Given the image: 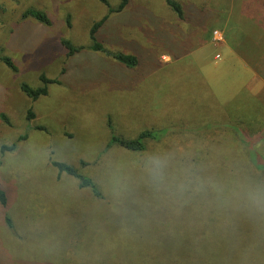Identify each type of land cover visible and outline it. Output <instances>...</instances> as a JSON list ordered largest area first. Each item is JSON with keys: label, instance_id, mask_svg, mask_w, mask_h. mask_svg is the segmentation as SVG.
<instances>
[{"label": "rangeland", "instance_id": "obj_1", "mask_svg": "<svg viewBox=\"0 0 264 264\" xmlns=\"http://www.w3.org/2000/svg\"><path fill=\"white\" fill-rule=\"evenodd\" d=\"M106 1L0 0V58L15 68L0 59V264H249V248L252 264H264V212L245 197L264 179L248 177L245 160L242 172L203 174L162 152L157 186L140 154L117 144L103 152L113 135L175 137L222 114L244 124L264 163V0H175L184 21L165 0H127L121 12L120 0ZM28 9L45 12L50 26L21 20ZM105 18L95 40L108 55L68 57L62 41L87 48ZM238 58L261 83L255 96H233L244 77ZM41 77L57 82L32 100L21 86L41 88ZM52 162L91 176L99 196Z\"/></svg>", "mask_w": 264, "mask_h": 264}, {"label": "trees", "instance_id": "obj_2", "mask_svg": "<svg viewBox=\"0 0 264 264\" xmlns=\"http://www.w3.org/2000/svg\"><path fill=\"white\" fill-rule=\"evenodd\" d=\"M120 1L121 2L116 9L117 12H121L128 3L127 0ZM165 1L167 6L176 15V17L181 21H184L185 18L182 5L175 0ZM101 2L108 6L106 0H101ZM27 19H34L41 24L50 26V20L48 19L46 13L40 10L28 9L24 11L21 14V20ZM105 20L106 18L94 23L91 27L89 31L91 44L87 48L74 47L68 41H62V44L68 49L67 56L71 57L84 49H87L91 52L105 53L108 55V52L103 48V46L95 40L96 33L103 25ZM111 57H113L119 64L127 68L136 66L138 61L133 55L113 54ZM0 59L9 68L15 70L12 62L8 58ZM41 81L44 83L43 87L31 89L29 86L23 84L21 86V91L32 100H37L39 97L46 96L48 94V84L57 82L56 80H47L44 77H41ZM227 116L220 114V121L214 124L215 121L213 120L211 127L208 124L205 126V124L202 123L203 125L198 126L195 129L191 126H188L183 130H176L177 135L175 137L174 135L170 134L173 131L168 133L166 132L163 137H161L158 132L143 131L134 140H125L113 135L111 137V142L109 145H107L106 150L103 152H107V149L110 148V145L114 144H117L121 149L128 152L140 154V156L145 158V160H147L149 157L159 156L163 152L169 158H172L171 161L174 162L177 167L182 166L183 164L188 166L190 162L191 166L192 164L196 165L197 170L200 169L203 174H206L211 168L210 173L216 175L219 173L228 175L233 174V172L237 173V171L242 172L243 170H241L239 167L240 162L237 163V160L241 159V161L245 160L246 162V166L244 167L245 171L243 172L246 173L248 177L255 176L256 178L264 179V163H262L261 159H259V157L251 149V138L245 130L244 124L241 122L235 123V121L233 122L232 120L228 119ZM27 118L28 120L34 119V114L31 109L28 110ZM177 143H179V145ZM213 145H217L218 150L213 151ZM3 149L12 150V148ZM184 149L190 152H187ZM218 157L222 158L223 165L216 163ZM52 165L58 169L59 175L64 173L69 177L78 180L80 188H91L93 194L99 196V191L97 189L98 185L94 179L91 178V176H83L78 172L74 165H67L59 162H52ZM236 165L239 168H237ZM0 205L3 208L7 205L6 194L1 189ZM252 250V248H249L247 252L248 254L242 259V263L248 258H250L249 264H252V262H258L259 258L256 256L258 253H250ZM251 256H253L252 259Z\"/></svg>", "mask_w": 264, "mask_h": 264}, {"label": "clouds", "instance_id": "obj_3", "mask_svg": "<svg viewBox=\"0 0 264 264\" xmlns=\"http://www.w3.org/2000/svg\"><path fill=\"white\" fill-rule=\"evenodd\" d=\"M167 165V159L159 156L149 157L145 161V170L153 184L159 186L164 182ZM186 179L191 183L190 178L186 177ZM180 187L183 189L185 185L181 184ZM245 197L251 208L264 212V187L256 186L248 188L245 192Z\"/></svg>", "mask_w": 264, "mask_h": 264}, {"label": "crops", "instance_id": "obj_4", "mask_svg": "<svg viewBox=\"0 0 264 264\" xmlns=\"http://www.w3.org/2000/svg\"><path fill=\"white\" fill-rule=\"evenodd\" d=\"M238 60L242 63L241 65H242V68L244 71V77H243V81H242L241 85L238 87V89L235 91V93H233V96L241 93V91L247 92L249 95H252V96L257 95L261 89V83L259 82L257 75H255V73H253L252 69L249 67V65L246 62L241 61L239 58H238ZM212 95L214 96V94H212ZM216 97H215V99L217 100ZM232 97L229 96V99L231 100ZM229 99H226L225 101H221V103H219V104H223L225 102H228V101H230Z\"/></svg>", "mask_w": 264, "mask_h": 264}]
</instances>
